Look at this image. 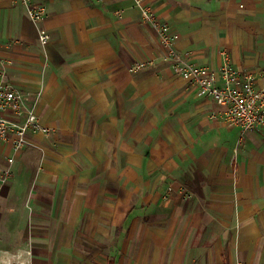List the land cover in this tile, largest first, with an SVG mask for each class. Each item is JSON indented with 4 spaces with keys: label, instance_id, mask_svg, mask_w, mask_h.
Masks as SVG:
<instances>
[{
    "label": "crops",
    "instance_id": "1",
    "mask_svg": "<svg viewBox=\"0 0 264 264\" xmlns=\"http://www.w3.org/2000/svg\"><path fill=\"white\" fill-rule=\"evenodd\" d=\"M144 9L219 84L264 70V0H0V81L50 129L0 191V264H264V130L175 73Z\"/></svg>",
    "mask_w": 264,
    "mask_h": 264
},
{
    "label": "built area",
    "instance_id": "2",
    "mask_svg": "<svg viewBox=\"0 0 264 264\" xmlns=\"http://www.w3.org/2000/svg\"><path fill=\"white\" fill-rule=\"evenodd\" d=\"M23 1L29 4V0ZM138 1L142 4L143 0ZM29 14L35 23H39L46 16V10L44 7L30 8ZM142 15L157 32L166 58L174 64L175 73L193 84L200 96L211 98L224 107L225 119L230 125L241 127L245 132L264 130V70L258 74L246 72L244 75V72L227 64L221 69L223 82L219 84L215 72L198 67L178 53L175 49L177 36L171 34L167 25L148 9H144ZM47 38L46 34L41 35L42 41L45 42ZM259 80L261 85L258 84ZM240 81L244 82L243 88ZM35 134L47 136L50 129L42 124L25 92L0 81V142L11 143L13 149V155L7 158V165L0 168V191L12 180L17 156L26 148L30 136Z\"/></svg>",
    "mask_w": 264,
    "mask_h": 264
},
{
    "label": "rangeland",
    "instance_id": "3",
    "mask_svg": "<svg viewBox=\"0 0 264 264\" xmlns=\"http://www.w3.org/2000/svg\"><path fill=\"white\" fill-rule=\"evenodd\" d=\"M2 201H3V198H1V196H0V224L8 225L9 221H13V219H15V217L10 216L5 211V207H4L3 203H1ZM14 223H15V220H14ZM5 237L10 238L11 241H15L14 239L18 240V238H19L15 232L8 231V228L3 230L0 227V242L1 243L4 241Z\"/></svg>",
    "mask_w": 264,
    "mask_h": 264
}]
</instances>
